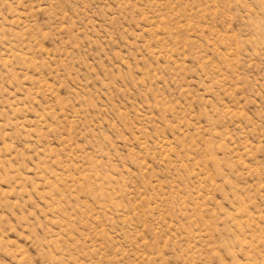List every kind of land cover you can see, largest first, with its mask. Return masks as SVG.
<instances>
[{"label":"rangeland","instance_id":"obj_1","mask_svg":"<svg viewBox=\"0 0 264 264\" xmlns=\"http://www.w3.org/2000/svg\"><path fill=\"white\" fill-rule=\"evenodd\" d=\"M0 264H264V0H0Z\"/></svg>","mask_w":264,"mask_h":264}]
</instances>
